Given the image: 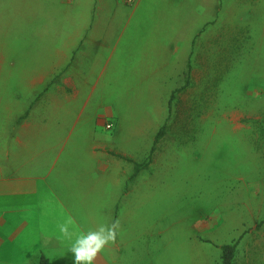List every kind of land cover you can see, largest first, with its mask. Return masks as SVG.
<instances>
[{
  "label": "crops",
  "instance_id": "crops-1",
  "mask_svg": "<svg viewBox=\"0 0 264 264\" xmlns=\"http://www.w3.org/2000/svg\"><path fill=\"white\" fill-rule=\"evenodd\" d=\"M246 3L211 0L208 14ZM156 5L154 0H22L6 7L9 20L0 24V264H39L42 256L48 264H74L71 242L86 233L80 226L84 217H74V206L90 201L108 172L116 186L112 202L124 198L119 211H112L111 223L126 221L125 206L138 183L128 184L130 193L123 190L140 148L114 137L108 142L98 128L116 119L107 107L114 101L103 98L123 92L124 68L134 78L127 93H150L159 87V76L168 77L157 106L163 122L171 95L182 92V24L173 32L174 26L147 23L143 15L153 9L181 14L182 0L177 8ZM123 10L125 22L109 20ZM207 15L193 30L202 29ZM157 27L168 32L162 39L154 35ZM125 36L129 44L123 43ZM174 78L181 81L174 85ZM162 123L151 129L152 143ZM111 154L131 167L109 159ZM68 219L73 221L71 239L59 231ZM111 249L119 250L116 241L97 253L93 264H112Z\"/></svg>",
  "mask_w": 264,
  "mask_h": 264
},
{
  "label": "rangeland",
  "instance_id": "rangeland-1",
  "mask_svg": "<svg viewBox=\"0 0 264 264\" xmlns=\"http://www.w3.org/2000/svg\"><path fill=\"white\" fill-rule=\"evenodd\" d=\"M21 1L0 0V24L9 16L6 7ZM154 1L160 10L178 7V0ZM244 1L248 6L231 5L225 13L223 6L213 15L211 0H182L181 14L154 9L143 14L147 23L174 26L173 32L182 24V92L171 95L164 122L157 106L168 77L159 76L160 88L155 85L150 93H127L133 77L124 68L123 92L103 98L114 101L107 107L117 116L116 122L106 121L111 130L102 125L98 131L108 142L114 137L140 148L136 170L126 175L123 192H131L132 181L138 187L133 185L127 219L119 224V250H109L116 257L112 264H221V247L235 242L233 264H264V0ZM127 14L123 10L109 20L123 23ZM206 15L202 29L193 30ZM156 29L160 39L168 33ZM179 81L174 78V85ZM160 123L157 133L163 128V135L152 143L150 131ZM104 180L92 189L90 201L74 206L86 232L110 226L112 211L122 207L124 198L112 202V174ZM100 195L102 202L106 197L101 206Z\"/></svg>",
  "mask_w": 264,
  "mask_h": 264
},
{
  "label": "clouds",
  "instance_id": "clouds-1",
  "mask_svg": "<svg viewBox=\"0 0 264 264\" xmlns=\"http://www.w3.org/2000/svg\"><path fill=\"white\" fill-rule=\"evenodd\" d=\"M73 224L71 219L59 225L60 233L71 239L72 233L70 225ZM119 230V222L115 221L110 226L101 224L95 230H89L86 233L81 232L74 241L71 242L70 252L74 257V264H93L97 253L101 252L106 245L115 241Z\"/></svg>",
  "mask_w": 264,
  "mask_h": 264
},
{
  "label": "trees",
  "instance_id": "trees-1",
  "mask_svg": "<svg viewBox=\"0 0 264 264\" xmlns=\"http://www.w3.org/2000/svg\"><path fill=\"white\" fill-rule=\"evenodd\" d=\"M163 135V128L159 130L155 137V143L158 141V139ZM152 152V151H151ZM237 247V242L231 244V245H223L221 247V264H233L234 256H235V251ZM39 264H48L47 260L42 256L40 258Z\"/></svg>",
  "mask_w": 264,
  "mask_h": 264
},
{
  "label": "built area",
  "instance_id": "built-area-1",
  "mask_svg": "<svg viewBox=\"0 0 264 264\" xmlns=\"http://www.w3.org/2000/svg\"><path fill=\"white\" fill-rule=\"evenodd\" d=\"M126 2H127V3H131L132 0H126ZM105 128H106L107 130H111V129L113 128V124L107 122V123L105 124Z\"/></svg>",
  "mask_w": 264,
  "mask_h": 264
}]
</instances>
